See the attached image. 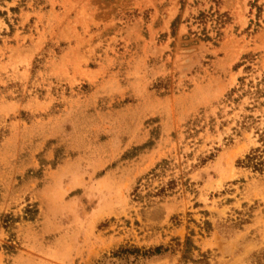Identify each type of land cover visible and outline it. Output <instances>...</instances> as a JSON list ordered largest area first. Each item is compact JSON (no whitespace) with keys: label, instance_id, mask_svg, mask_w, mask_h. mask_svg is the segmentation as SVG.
<instances>
[{"label":"rangeland","instance_id":"374dc122","mask_svg":"<svg viewBox=\"0 0 264 264\" xmlns=\"http://www.w3.org/2000/svg\"><path fill=\"white\" fill-rule=\"evenodd\" d=\"M262 75L264 0H0V264H248Z\"/></svg>","mask_w":264,"mask_h":264},{"label":"trees","instance_id":"16d2710c","mask_svg":"<svg viewBox=\"0 0 264 264\" xmlns=\"http://www.w3.org/2000/svg\"><path fill=\"white\" fill-rule=\"evenodd\" d=\"M197 0H195L196 2ZM212 2L217 5L219 0H212ZM225 14H220L216 9L214 11L206 13H199L197 16L191 17V24L196 25L199 28L198 32H190L193 37L200 40H214L218 39L221 35L220 29L221 26L225 23ZM210 21L214 24L213 32L214 37L209 36V32L206 29V25ZM180 22V18L177 17L171 24L172 30ZM246 70H250L251 67L247 66ZM234 95H237L234 97ZM242 97H248L250 100L252 109L264 108V75L256 79H247L246 77H240L238 79V85L236 88H233L229 94L228 98L231 102H237ZM239 163L245 167L249 168L254 172L264 174V149L256 148L251 150L248 154L245 155L244 159L239 161ZM243 216V214L238 213ZM243 222V218L239 217L236 224ZM248 264H264V249H261L257 252H254L250 258Z\"/></svg>","mask_w":264,"mask_h":264}]
</instances>
